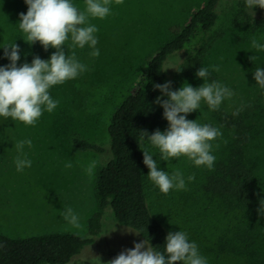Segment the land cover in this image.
<instances>
[{
  "label": "rangeland",
  "instance_id": "rangeland-1",
  "mask_svg": "<svg viewBox=\"0 0 264 264\" xmlns=\"http://www.w3.org/2000/svg\"><path fill=\"white\" fill-rule=\"evenodd\" d=\"M245 0H221L218 8L219 21L206 42L201 67H207L210 81L217 80L231 88L235 95L225 100L219 110L213 111L201 102L197 111L187 118L201 124L218 127L222 136L213 141L215 164L223 157L230 141V132L223 126L225 115L237 112L257 127L258 138L250 147L255 159V176L260 182L264 200V89L254 79L257 67L264 68V51L252 47L253 38L264 44V27L246 24L238 17L239 6ZM207 0H123L117 5L111 2V14L105 19L89 17V23L99 31L97 48L99 57H91L92 49L85 46L73 48L71 38L64 44L67 55L75 52L87 71L76 79L53 86L50 94L59 101L52 112H44L36 126H25L11 118L0 117V232L12 238H26L52 233H72L88 237V221L94 213L102 214L101 227L93 244L87 245L69 264H107L121 251L130 249L134 242L143 239L132 229L119 225L111 209H101L96 196V181L106 157L93 151L75 148L76 139L98 145H108V127L112 115L138 85L142 72L150 59L188 23L191 14L203 7ZM79 10H85V0H72ZM24 0H0V66L10 61L4 57L3 47L16 43L20 48L18 66L31 63L34 56L49 59L55 51L43 49L39 42L30 46L18 38L26 39L19 29V14L27 12ZM255 18L264 16L258 6L250 10ZM20 35V36H18ZM27 45V51L25 45ZM22 49V50H21ZM30 51L33 54H30ZM254 56L252 61L250 57ZM185 61L179 54L167 64L173 78V90L185 82L193 87L204 83L196 75L179 77L175 73ZM218 67L219 71H212ZM168 122L163 118V108L149 127L165 131ZM32 141L24 152L32 160V166L18 172L14 163L18 153L16 142ZM218 145V147H216ZM143 150L149 151L158 167L171 175L179 169L183 173L186 188L171 190L167 195L148 179L146 189L153 216L163 224L167 232L185 231L190 242H195L207 264H264V223L259 241L250 250L242 242V230L246 223L240 213L225 202L203 189L204 181L213 170L196 167L186 157L160 159L158 149L147 138ZM70 161L71 168H65ZM214 164V166H215ZM94 165L92 172L87 171ZM195 176L188 181L189 176ZM66 207L79 215L80 227L69 224L62 216ZM261 207V203H260ZM264 212V208H261ZM241 238H240V235ZM250 249V248H249Z\"/></svg>",
  "mask_w": 264,
  "mask_h": 264
},
{
  "label": "trees",
  "instance_id": "trees-1",
  "mask_svg": "<svg viewBox=\"0 0 264 264\" xmlns=\"http://www.w3.org/2000/svg\"><path fill=\"white\" fill-rule=\"evenodd\" d=\"M220 3L221 0H207L203 7L191 14L188 23L177 35L150 59L140 83L130 90L112 115L108 145L78 139L74 141L76 149L93 151L106 157L95 188L101 209H111L119 225L134 230L161 251L168 232L153 216L149 206L142 152L146 138L142 139L140 130L148 131L160 110L154 101L162 94L158 89L154 90L153 85L171 81L173 90L174 82L167 70L168 62L183 54L185 61L175 74L184 78L193 77L201 67L204 47L219 21ZM238 17L246 24L254 21L255 26L264 27V16L253 19L245 1L240 3ZM18 39L24 42L23 38ZM26 46L23 51H27ZM30 54L33 52L30 51ZM222 124L230 132L231 138L223 157L207 175L203 189L225 202L229 208L238 210L241 220L246 223V229L241 231L242 242L250 250L251 257V244L260 240L264 223V212L262 209L258 211L263 195L254 173L256 161L250 153V147L258 138V131L240 112L225 115ZM101 220L100 212L89 219L88 237L52 233L12 238L0 232V264H69L87 245L95 242Z\"/></svg>",
  "mask_w": 264,
  "mask_h": 264
},
{
  "label": "clouds",
  "instance_id": "clouds-1",
  "mask_svg": "<svg viewBox=\"0 0 264 264\" xmlns=\"http://www.w3.org/2000/svg\"><path fill=\"white\" fill-rule=\"evenodd\" d=\"M27 12L20 13L19 29L25 34L24 41L29 45L39 42L43 49H55L50 58L41 59L34 56L31 63L25 62L18 66L20 48L16 43L6 45L4 57L10 63L0 66V117L11 118L13 121L22 122L25 126H36L44 112L52 113L59 105V101L52 98L50 89L62 85L68 80L76 79L87 71V66L78 61L75 52L67 55L64 44L71 38L73 48L83 49L86 45L92 51L91 57H99L100 51L96 47L99 31L96 25L89 23V17L105 19L111 14L112 0H85V10L81 11L72 0H24ZM117 5L123 0H115ZM245 5L252 10L258 6L264 10V0H245ZM254 15V12H253ZM252 47L264 51V44L253 38ZM253 61L254 56L250 57ZM212 71L218 72L214 67ZM195 75L204 80L199 87H193L185 82L178 90H172V82L154 84V90H159L162 96L156 97L154 103L163 108V118L167 120L168 127L165 131L156 129L151 134L140 130L142 139L147 138L160 154L164 162L172 158L186 157L196 167H214L216 157L213 155V141L222 136L218 127L201 124L196 120L187 118L189 113L197 111L201 102L210 110H219L221 104L230 100L234 91L217 80H211V72L207 67H200ZM254 79L260 88L264 89V68L257 67ZM162 97H167L163 99ZM242 109H237L238 114ZM32 147L30 139L16 142L18 153L14 160L16 170L23 172L32 166V160L24 152L25 146ZM218 147V145H216ZM143 152V163L148 168V179L167 195L171 190H183L186 182L183 173L177 169L171 175L158 167L156 159L147 150ZM65 168H71L70 161L65 163ZM94 165L87 169L92 172ZM188 181H193L195 176H189ZM264 208V200H261ZM63 218L73 227L79 228V215L71 208L66 207L61 213ZM99 264H102L101 259ZM107 264H207V259L202 256L195 242H190L185 231L169 232L161 251L153 247L149 240L134 242L130 249L121 251Z\"/></svg>",
  "mask_w": 264,
  "mask_h": 264
}]
</instances>
